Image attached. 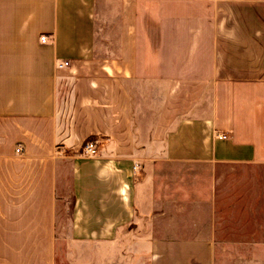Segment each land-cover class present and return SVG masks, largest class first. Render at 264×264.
<instances>
[{
	"label": "crops",
	"instance_id": "1",
	"mask_svg": "<svg viewBox=\"0 0 264 264\" xmlns=\"http://www.w3.org/2000/svg\"><path fill=\"white\" fill-rule=\"evenodd\" d=\"M261 175L264 0H0V264H57L66 190L150 264L264 254Z\"/></svg>",
	"mask_w": 264,
	"mask_h": 264
},
{
	"label": "rangeland",
	"instance_id": "2",
	"mask_svg": "<svg viewBox=\"0 0 264 264\" xmlns=\"http://www.w3.org/2000/svg\"><path fill=\"white\" fill-rule=\"evenodd\" d=\"M134 99L135 104L138 105L140 95L134 96ZM138 113L137 108L136 115ZM141 120L142 123L143 119ZM150 128V126L147 127L149 130ZM142 130L143 137L148 136V132ZM259 178V181L263 183V175ZM75 203L74 194L68 190L62 192L56 215L57 264H150L149 255L131 254L125 252L124 247L115 249L114 244L107 241L77 236ZM120 242L122 246L128 243L126 239H121ZM216 258V264H264V254H219Z\"/></svg>",
	"mask_w": 264,
	"mask_h": 264
},
{
	"label": "built area",
	"instance_id": "3",
	"mask_svg": "<svg viewBox=\"0 0 264 264\" xmlns=\"http://www.w3.org/2000/svg\"><path fill=\"white\" fill-rule=\"evenodd\" d=\"M48 40V36H43L41 37V41L42 42H47ZM69 63L68 62H65L64 65H68ZM62 65H60L61 67ZM220 138H226V136L224 135H219ZM22 149L21 148H18L17 149V152H21ZM60 153V151H59ZM61 154V153H60ZM82 154L84 157L86 158H93V157H96L98 155V148H97V145L95 142L93 141H87L84 146H83V149H82Z\"/></svg>",
	"mask_w": 264,
	"mask_h": 264
}]
</instances>
